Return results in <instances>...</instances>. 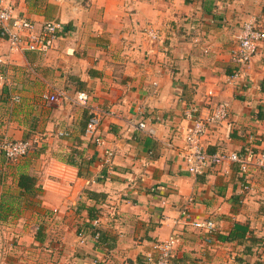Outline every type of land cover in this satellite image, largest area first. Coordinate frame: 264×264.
<instances>
[{
  "label": "crops",
  "instance_id": "1",
  "mask_svg": "<svg viewBox=\"0 0 264 264\" xmlns=\"http://www.w3.org/2000/svg\"><path fill=\"white\" fill-rule=\"evenodd\" d=\"M7 1L37 27L64 26L44 53L12 51L0 34V138L33 141L21 159L0 152V219L31 243L21 264H148L172 234L173 264H264V169L195 175L181 154L193 108L221 101L229 114L205 135L208 152L264 145V41L233 77L244 23L264 30V0ZM80 91L102 114V144L86 133ZM208 218L213 236L193 225Z\"/></svg>",
  "mask_w": 264,
  "mask_h": 264
},
{
  "label": "built area",
  "instance_id": "2",
  "mask_svg": "<svg viewBox=\"0 0 264 264\" xmlns=\"http://www.w3.org/2000/svg\"><path fill=\"white\" fill-rule=\"evenodd\" d=\"M60 21H46L40 27L25 15H15L14 7L7 0H0V34L5 37L12 51H23L25 49L47 52L51 49L53 41L60 30L63 29ZM152 40L156 41L162 37L159 31H152ZM239 47L235 53V59L239 63L238 74L240 75L247 68L253 57L257 54L259 43L264 41V31L256 28L255 23L246 22L243 30L238 37ZM0 61L2 59L0 58ZM3 74L0 72V77ZM215 93L210 91L209 96ZM44 99H55V95L44 94ZM90 93L80 91L77 93L75 102L82 107H89L90 116L86 133L98 144H102L104 139L99 135V128L102 121V114L99 110L89 105ZM229 103L221 101L213 109H206L205 112L198 107L193 108L191 114L192 122L185 127L184 144L181 154L186 162L187 169L195 175L201 174L207 167L212 164H222L225 162H237L241 165L243 171H247L250 165H254L264 169V145L259 150L254 149L251 145H247L243 151L232 152H208L203 139L210 127L223 122L229 114ZM197 112L195 115L194 113ZM141 127H145L144 123H140ZM33 146V141L29 139L13 140L7 137L0 138V152L13 161L27 156ZM114 151L112 149L105 150V162L112 163ZM98 221V220H97ZM195 227L201 228L209 236L217 233L218 228L216 222L211 219L197 220L193 222ZM81 242L86 241L84 232L79 233ZM99 234L97 233L96 238ZM180 237L172 234L166 240L156 244L157 256L149 254L147 256L148 264H173L172 257L174 251L179 245Z\"/></svg>",
  "mask_w": 264,
  "mask_h": 264
},
{
  "label": "rangeland",
  "instance_id": "3",
  "mask_svg": "<svg viewBox=\"0 0 264 264\" xmlns=\"http://www.w3.org/2000/svg\"><path fill=\"white\" fill-rule=\"evenodd\" d=\"M159 31V28H154L151 25L145 28L144 33L152 40V31ZM157 39L156 41L161 40ZM153 48V46H152ZM21 227L15 221L6 219H0V264H21V250L29 246L26 244V240H21L18 228ZM31 246H34L33 244Z\"/></svg>",
  "mask_w": 264,
  "mask_h": 264
},
{
  "label": "trees",
  "instance_id": "4",
  "mask_svg": "<svg viewBox=\"0 0 264 264\" xmlns=\"http://www.w3.org/2000/svg\"><path fill=\"white\" fill-rule=\"evenodd\" d=\"M256 28H258V27L256 26ZM258 29L264 31L263 29H260V28H258ZM20 184H21V186H23V188L26 191L31 192V190H32V180H31V178H29L28 176H23L21 178ZM90 214L93 215L92 213H90ZM237 236H239V235H237V234H235L233 232V233H230L229 235L221 236L220 238L223 239V240H232V239H234Z\"/></svg>",
  "mask_w": 264,
  "mask_h": 264
}]
</instances>
